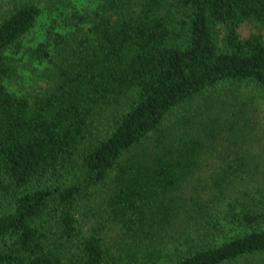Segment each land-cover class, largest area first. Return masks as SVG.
I'll return each instance as SVG.
<instances>
[{
	"label": "trees",
	"instance_id": "16d2710c",
	"mask_svg": "<svg viewBox=\"0 0 264 264\" xmlns=\"http://www.w3.org/2000/svg\"><path fill=\"white\" fill-rule=\"evenodd\" d=\"M91 2L0 0V264H264V0Z\"/></svg>",
	"mask_w": 264,
	"mask_h": 264
},
{
	"label": "rangeland",
	"instance_id": "374dc122",
	"mask_svg": "<svg viewBox=\"0 0 264 264\" xmlns=\"http://www.w3.org/2000/svg\"><path fill=\"white\" fill-rule=\"evenodd\" d=\"M92 5L91 0H88V6ZM240 31L242 35H248L253 31H262L259 23L246 22L244 23ZM38 82L40 86H44L47 84L46 80L43 77L38 78ZM42 90V88H39ZM242 90L237 98H230V95L225 97L226 102H232L230 106V110L234 112L244 111L245 116L242 118V122L237 125V128H241L244 130L245 139L254 137L255 147L258 150H264L262 144L264 143V91L257 90L256 88L250 86L240 89ZM199 109H205L206 105H200ZM219 107H215L217 110ZM200 111V110H199ZM110 112V111H108ZM216 117L218 114L215 115ZM246 118V119H244ZM206 119V117H205ZM204 119L196 118V122H193V128L198 131L202 129L204 126L201 125V121ZM99 122H104L105 124H109V121L99 119ZM225 123V122H224ZM190 128V126L188 125ZM197 131V132H198ZM230 134V132H228ZM219 140V139H218ZM220 148V147H219ZM219 157L214 155H208L200 160L198 167L195 169L194 174L191 178L186 182V196L191 195H199L202 200H212L210 204L212 205L211 209L216 210L218 207H221V197L219 195V191L213 187V178L212 176L218 170V166L221 164Z\"/></svg>",
	"mask_w": 264,
	"mask_h": 264
}]
</instances>
